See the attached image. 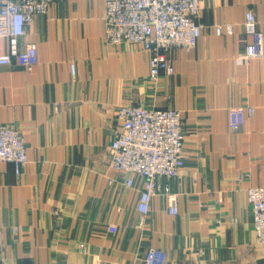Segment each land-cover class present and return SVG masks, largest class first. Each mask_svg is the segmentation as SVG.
Wrapping results in <instances>:
<instances>
[{"label":"crops","instance_id":"1","mask_svg":"<svg viewBox=\"0 0 264 264\" xmlns=\"http://www.w3.org/2000/svg\"><path fill=\"white\" fill-rule=\"evenodd\" d=\"M104 11L105 0H53L19 41L36 45L38 63L0 66V125L24 134L28 158L20 176L0 162V264H143L151 247L166 264H256L264 245L246 190L264 186V57L235 60L246 11L264 34V0H201L196 47L167 52L174 74L156 89L149 52L106 43ZM219 25L233 34L216 35ZM131 103L182 113L176 216L162 196L141 215V180L128 188L110 168L117 109ZM246 105L254 115L230 130L228 109Z\"/></svg>","mask_w":264,"mask_h":264},{"label":"built area","instance_id":"2","mask_svg":"<svg viewBox=\"0 0 264 264\" xmlns=\"http://www.w3.org/2000/svg\"><path fill=\"white\" fill-rule=\"evenodd\" d=\"M53 0H0V38L7 39L8 49L0 53V66L17 63L31 70L39 61L34 44L20 48V38L37 16L46 15ZM201 0H105L104 39L108 45L129 43L150 53L148 80L154 89L163 75L174 74V66L167 56L170 50L190 53L201 35L197 22ZM233 26H216L215 33L233 34ZM243 49L236 63L244 65L264 57V34L252 11H246L242 22ZM75 75V63L70 64ZM252 106H234L228 109V123L238 131L248 117ZM121 129L109 146L110 168L128 188L141 180L137 211L146 215L155 196H162L167 212L178 214V194L169 181L181 177L185 167V133L182 113L178 109L147 107L143 103L121 105L117 109ZM0 162L13 164L20 176L28 163L24 134L9 125H0ZM165 181V182H164ZM167 181V182H166ZM247 202L252 211V226L258 245H264V186L247 188ZM167 254L159 248H149L143 264H166ZM10 264V263H4ZM64 264H90L70 263Z\"/></svg>","mask_w":264,"mask_h":264},{"label":"rangeland","instance_id":"3","mask_svg":"<svg viewBox=\"0 0 264 264\" xmlns=\"http://www.w3.org/2000/svg\"><path fill=\"white\" fill-rule=\"evenodd\" d=\"M219 26H223V25H219ZM224 26H226V25H224ZM263 33V32H262ZM147 107H149V106H147ZM168 108H170V107H168ZM172 109H176V108H172ZM5 125V124H4ZM19 130V129H18ZM184 131V130H183ZM11 264V263H10ZM256 264H264V256L263 255H261V253H259V256H258V258H257V262H256Z\"/></svg>","mask_w":264,"mask_h":264}]
</instances>
